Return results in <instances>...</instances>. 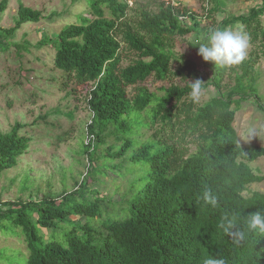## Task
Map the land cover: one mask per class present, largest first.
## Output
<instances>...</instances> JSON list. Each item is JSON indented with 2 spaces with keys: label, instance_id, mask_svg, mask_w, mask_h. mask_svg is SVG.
Segmentation results:
<instances>
[{
  "label": "trees",
  "instance_id": "obj_1",
  "mask_svg": "<svg viewBox=\"0 0 264 264\" xmlns=\"http://www.w3.org/2000/svg\"><path fill=\"white\" fill-rule=\"evenodd\" d=\"M129 1L88 0L90 16H81L79 23L66 25L37 46L50 45L56 69L80 85H91L87 131L93 139L84 144L89 161L94 163L98 154L104 160L121 157L134 148L127 161L145 175L131 182L121 217L107 214L101 220L104 198H86L95 167L69 193L8 203L6 211L0 209V227H19L28 250L27 260L17 264H204L208 258L224 259L225 264H264V233H252L236 245L218 228L226 214H264V192L244 195L249 184L264 181V174L249 164L264 157V146L243 147L234 127L241 103L252 95L259 100L254 65L258 55L264 57L259 17L264 1L249 15L227 17L220 27L241 25L259 54L251 53L231 67L203 61L210 72L206 77L199 75L193 61L176 55L174 38L196 33L198 43L191 47L197 53L201 38L213 29L200 27L197 20L193 25L182 21L188 13L162 0ZM7 4L0 1V13ZM41 18L40 10L21 3L14 26L0 28V51L6 48L3 39ZM124 50L135 58L121 66ZM174 62L179 65L173 71ZM228 73L233 75L232 86L222 83ZM172 76L200 80L203 90L211 85L215 94L198 104L190 94L192 82L162 86L161 95L139 85L149 77L164 81ZM129 86L135 88L132 97ZM24 126L16 123L0 132V177L27 152L31 139L20 133ZM142 130L151 131L147 140L135 138ZM111 136L122 144L107 143ZM207 188L217 197L215 207L202 200ZM96 219L99 226L94 225ZM239 223L243 227V220ZM62 224L70 227L62 240L54 234L45 239L40 231L53 232Z\"/></svg>",
  "mask_w": 264,
  "mask_h": 264
},
{
  "label": "rangeland",
  "instance_id": "obj_2",
  "mask_svg": "<svg viewBox=\"0 0 264 264\" xmlns=\"http://www.w3.org/2000/svg\"><path fill=\"white\" fill-rule=\"evenodd\" d=\"M162 1L173 5L176 10L187 12L188 15L182 18V21L193 25L197 20L200 27L216 29L222 26V21L227 17L249 15L251 8L261 7L264 0ZM21 3L40 10L42 18L38 22L22 24L14 34L3 39L6 48L0 51V132H8L16 123H22L25 126L20 133L31 140L27 152L20 156L18 165L5 170L0 177V209L6 211L10 202L36 201L49 194L58 197L64 192L69 193L75 189L76 182L86 178L95 167L98 170L88 179L91 190L87 192L86 198H104L101 220L106 219L107 214H118L121 217L120 209L125 206L123 198L131 182L145 175L143 170L137 173L140 168L127 161L135 149L131 148L124 156L108 160L98 154L94 163L89 161L84 144L90 140L87 126L91 122L92 113L87 100L91 85H80L73 77L56 69L55 50L50 45L37 46L41 39L54 38L66 25L79 23L81 16H90L89 2L8 0L7 8L0 13V28L14 26ZM259 17L264 27V11ZM240 26L235 23L226 28L238 30ZM192 43H198L196 33L177 36L174 38L173 50L176 55L193 61L199 75L206 77L210 72L202 57L191 47ZM258 51L257 44H253L249 39L246 58L251 53L259 54ZM134 58L133 53L124 50L121 66L128 65ZM178 65V62L173 63V71ZM254 78L259 100L253 95L250 96L241 103L235 113L234 127L243 147L264 146V57L261 55H258L254 65ZM186 82L193 80L191 77L172 76L168 80L157 81L149 77L139 85L161 95L160 87L170 84L184 85ZM222 83L227 86L234 85L233 75L228 73ZM127 91L132 97L135 88L129 86ZM214 94L215 90L210 85L203 90L196 102L203 104ZM250 127L255 129L256 136L248 141L241 140ZM150 134L151 131L142 130L134 137L140 135V140H147ZM115 142L114 136L107 138V143ZM116 143L119 146L122 144L121 141ZM98 157L100 159L96 161ZM249 164L255 172L264 174V157ZM251 191L264 192V181L249 184L244 195ZM59 200L57 199L58 202ZM122 216H125V213ZM71 219L83 220L84 217L72 216ZM100 219L94 221L95 226L100 225ZM69 228L68 225L62 224V227H57L53 232L46 229L40 231L45 235V239L54 234L62 240V233ZM95 228L100 232L104 231L103 227ZM27 258L28 250L20 228L0 227V264L24 263Z\"/></svg>",
  "mask_w": 264,
  "mask_h": 264
},
{
  "label": "clouds",
  "instance_id": "obj_3",
  "mask_svg": "<svg viewBox=\"0 0 264 264\" xmlns=\"http://www.w3.org/2000/svg\"><path fill=\"white\" fill-rule=\"evenodd\" d=\"M249 36L242 29L232 30L229 28H216L211 30L207 36L202 37L197 47V54L203 61H211L219 67H231L241 64L246 56L249 47ZM191 96L198 101L203 93V82L195 80L190 83ZM256 136L254 128H248L241 140H250ZM239 144V143H238ZM240 147V145H239ZM202 200L205 204L215 207L218 203L216 195L211 188L205 189ZM243 220V227L239 221ZM218 228L233 239L236 245H241L246 241V237L252 233H264V214L260 211L249 213L246 217H241L239 213L224 215ZM204 264H225L224 259L208 258Z\"/></svg>",
  "mask_w": 264,
  "mask_h": 264
},
{
  "label": "built area",
  "instance_id": "obj_4",
  "mask_svg": "<svg viewBox=\"0 0 264 264\" xmlns=\"http://www.w3.org/2000/svg\"><path fill=\"white\" fill-rule=\"evenodd\" d=\"M88 136H89V135H88ZM91 139H93L92 136H90V140H91ZM90 140H89V141H90ZM89 141H88V142H89Z\"/></svg>",
  "mask_w": 264,
  "mask_h": 264
}]
</instances>
